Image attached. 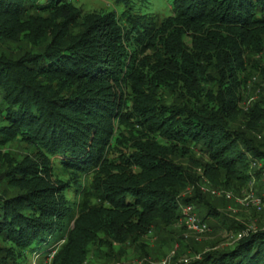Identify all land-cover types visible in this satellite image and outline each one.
Listing matches in <instances>:
<instances>
[{"label":"trees","instance_id":"obj_1","mask_svg":"<svg viewBox=\"0 0 264 264\" xmlns=\"http://www.w3.org/2000/svg\"><path fill=\"white\" fill-rule=\"evenodd\" d=\"M76 1L0 0V148L18 139L53 176L27 156L0 168V264H86L187 205L226 226L196 188L182 196L191 165L234 191L264 175V91L239 107L247 64L264 62V0ZM259 217L190 264H264Z\"/></svg>","mask_w":264,"mask_h":264},{"label":"rangeland","instance_id":"obj_2","mask_svg":"<svg viewBox=\"0 0 264 264\" xmlns=\"http://www.w3.org/2000/svg\"><path fill=\"white\" fill-rule=\"evenodd\" d=\"M150 3L157 10L158 0H150ZM107 4V0L76 1V6L81 12H100L107 8ZM17 48L24 49L26 47L20 42ZM260 56L253 55L251 57L252 61L247 64L245 72L241 75L247 86L242 88V98L239 102L240 109L247 110L264 91V79L259 72V69L264 66V62L260 61ZM250 67H253L252 74L247 76ZM236 125L243 127L240 122H237ZM26 156L30 159V162L28 160L29 165L38 168L37 175L46 178L44 164H39L32 148L24 145L18 139L12 140L0 148V168L8 166L12 160L14 162L18 161V164ZM200 156L196 155L195 159L204 161V158ZM54 163L56 162L54 161ZM261 167L264 170V163L261 164ZM191 170L197 176L195 187L188 185L183 190L182 196L193 197L194 192L197 191L195 194L199 195V199L209 200L217 207V211L221 214L220 218L226 221V226L220 225L217 220L213 221L210 217L205 220L208 229L201 233H195L187 229L182 220L162 229L151 227L146 235L134 241L129 240L122 247H117L118 245L114 244L111 249L101 246L99 250L90 251L86 264H190L198 260L202 253L227 249L233 246L248 230H251L252 233L258 230L257 219L260 218L259 213L264 211V205H261L257 198V195L264 194L263 175L260 178V187H257L256 183H251L246 191H234L217 186L208 177L203 176L201 170L194 164L191 165ZM46 179L52 182L53 176ZM213 191L215 193H212ZM95 203H99V200H96ZM192 212L201 216L197 210ZM3 247H6V244L0 242V249ZM2 255L3 252H0V256ZM36 256L37 254H34L31 256V260L23 264H34ZM51 257L52 254L47 259L46 264H50Z\"/></svg>","mask_w":264,"mask_h":264},{"label":"built area","instance_id":"obj_3","mask_svg":"<svg viewBox=\"0 0 264 264\" xmlns=\"http://www.w3.org/2000/svg\"><path fill=\"white\" fill-rule=\"evenodd\" d=\"M264 176V175H263ZM212 193H215L214 191ZM184 218V224L187 229L195 232V233H201L208 229L206 223L202 222L193 212L191 206H185L182 209Z\"/></svg>","mask_w":264,"mask_h":264}]
</instances>
